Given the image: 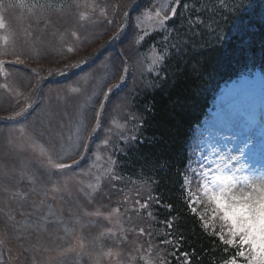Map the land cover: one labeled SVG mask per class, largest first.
Segmentation results:
<instances>
[{"label": "trees", "instance_id": "trees-1", "mask_svg": "<svg viewBox=\"0 0 264 264\" xmlns=\"http://www.w3.org/2000/svg\"><path fill=\"white\" fill-rule=\"evenodd\" d=\"M152 4L151 11L156 2ZM197 5L213 8L217 32L214 38L196 34L208 26L205 19L193 27L188 14L181 17L177 12L166 19L162 28L160 22L151 18L152 50L157 61L162 59L164 67L168 63L171 70L159 91L148 94L143 101V122L137 131L142 134L141 145L129 152L124 173L143 180L142 195L149 193L150 184L152 194L164 206L160 214L166 221L171 218L172 236L160 239L159 243L169 242L179 255H186L180 264H223L232 259L230 250L218 238L217 229H207L201 221V216L207 218L203 211L208 213L211 208L207 210L196 202L197 216L187 211L182 200L186 134L194 130L197 114H207L223 83L251 75L256 69L264 74V0H189L191 14ZM177 49L181 59L175 57L169 65L167 57ZM158 68L159 63L151 64L152 71ZM96 204L108 208L115 205L106 197L95 198V207ZM148 208H152L150 203ZM138 214L139 211L133 218L138 220ZM113 226H119L117 229L124 233L128 224L114 219Z\"/></svg>", "mask_w": 264, "mask_h": 264}, {"label": "rangeland", "instance_id": "rangeland-1", "mask_svg": "<svg viewBox=\"0 0 264 264\" xmlns=\"http://www.w3.org/2000/svg\"><path fill=\"white\" fill-rule=\"evenodd\" d=\"M51 34V32H48ZM21 40V38H20ZM41 47L47 49V43L41 42ZM25 46L29 47L32 46L31 49L26 51V56L34 55L32 53L33 50H38L39 53H43V50L37 46V36L31 39L30 42L25 43ZM22 82L27 84V78L25 76H20ZM87 88L92 90V86L90 84L86 85ZM95 89V87H94ZM235 89L237 90H244L248 93L247 101L250 107V110L253 112L255 111V106H263L264 107V82L259 79L257 76H253L251 78H245L238 82L237 88L234 85H230L228 88L223 90L221 96H219L214 104L215 110L211 116V119L207 121L205 126L202 128V131L205 135L203 143L204 149H206L205 157L207 159V166L211 167V170H206V174L211 176L212 184L217 189L214 193L216 195L217 202L223 206L226 212L232 215L234 219V228L233 229H241L243 230L244 235L250 237L251 241L256 244L258 249H264V164L262 165L260 171H257L259 161H255L256 158L254 155L256 154L253 150V141L255 138L250 139L248 141L247 137L243 134H237L235 130V126L231 129L232 136L234 137L235 145L234 149L235 152L231 154L228 158L223 156L217 155L212 148L215 146V141L213 138L212 133L215 131V128L218 126V122L221 121V115L228 106H231L235 109L237 115L239 114V105L238 101L240 96L235 93ZM235 99V101H233ZM2 103H0L1 107L7 106V98L3 97L1 99ZM55 104L57 108H59L58 100L55 99ZM55 107V105H54ZM73 105L72 108H74ZM71 108V111H72ZM55 111V112H54ZM57 111V112H56ZM61 110L56 109L52 110V115L56 116H63V113L60 112ZM114 113H122L121 110H116ZM238 117V116H237ZM53 118H51V127L56 125ZM242 124L245 123L242 120ZM44 128V127H43ZM107 137L110 138V141L114 142V137L109 136L110 134H106ZM63 136H69L70 139H73L74 134L72 130L71 121L68 123L62 124V129L58 134V141L61 142ZM241 137V138H240ZM4 142L0 144V176L5 173H9L11 170V165L9 163L3 162V160L11 159V152L12 149L10 146H16L14 143L7 137H3ZM238 139V141H236ZM253 140V141H252ZM225 142V141H224ZM109 144V143H108ZM110 148L113 147V144H109ZM244 153H247L250 157L245 158L243 160L238 161L234 164V172L228 170L229 165L233 163L236 158L242 157ZM221 157V159H220ZM79 158L74 159L72 162L75 163L78 161ZM253 161L256 162V168L253 169L252 163ZM213 164V166L211 165ZM259 168V167H258ZM206 169V168H205ZM228 170V171H227ZM236 170H239L241 173L247 170L252 172L251 178L246 180V177H242L240 173H237ZM257 172L254 174V172ZM261 172V173H260ZM0 181H3L0 179ZM15 180H12L14 183ZM210 184V187H207L209 191H212L211 188L213 187ZM239 192L244 193V198L249 199L247 204H245V209H241L238 207L235 201V194ZM242 195V194H241ZM249 196V197H248ZM14 199V198H12ZM245 201V200H243ZM30 202V201H29ZM68 206L69 203H66ZM13 206L17 207L16 205L12 204ZM16 214L20 215L19 209L16 208ZM65 213V212H64ZM11 218V217H10ZM7 215L3 216L0 215V238L5 240L11 239L13 241H17L15 246H17L20 251L17 252V260H19L22 256V252L30 258L34 256L41 257L42 253L44 252L43 248H41V241L46 242L47 244L50 243L52 239L51 235H44L40 236L41 234H37L35 232L29 231L25 232L24 230L15 227V225L10 223V219ZM81 221L77 216H74L72 219L67 220V228H79V223ZM62 231L66 230L67 228L62 226ZM85 238V236H84ZM86 239V238H85ZM38 248H35V247ZM32 249H35V252L32 253ZM7 250V249H6ZM0 251H2L0 246ZM39 251V252H38ZM259 264V262H257Z\"/></svg>", "mask_w": 264, "mask_h": 264}, {"label": "bare ground", "instance_id": "bare-ground-1", "mask_svg": "<svg viewBox=\"0 0 264 264\" xmlns=\"http://www.w3.org/2000/svg\"><path fill=\"white\" fill-rule=\"evenodd\" d=\"M235 120H236V115H234L233 113V108L229 107L226 111H224L223 114V118L221 119V122L219 124V126L216 129V136H215V144H216V150L221 153L222 156L224 157H228L229 154L234 153L235 149H234V145H235V141L233 140V136L231 135V129L235 126ZM246 133H249L250 131H246ZM138 137H141V133L137 132ZM222 138L224 140H226V147H223V143H222ZM254 146H256L257 148H262L263 147V143H256ZM258 153H263V150H259L257 151ZM253 169L256 168V162L253 161L252 166ZM181 172V171H180ZM250 175V172L247 171L245 173V176ZM242 194V195H241ZM239 193L237 192L234 196H235V201L238 204V207H240L241 209H245V204H247L248 200L244 198V193ZM249 197V196H248ZM245 200V201H243ZM247 200V202H246Z\"/></svg>", "mask_w": 264, "mask_h": 264}, {"label": "snow or ice", "instance_id": "snow-or-ice-1", "mask_svg": "<svg viewBox=\"0 0 264 264\" xmlns=\"http://www.w3.org/2000/svg\"><path fill=\"white\" fill-rule=\"evenodd\" d=\"M225 235L228 237L226 240L221 237L225 245L227 247L238 246L240 251L237 255L243 258L247 264H257V262L264 264V249H258L250 237L244 235L243 230L226 228ZM229 264H233V262L230 261Z\"/></svg>", "mask_w": 264, "mask_h": 264}]
</instances>
